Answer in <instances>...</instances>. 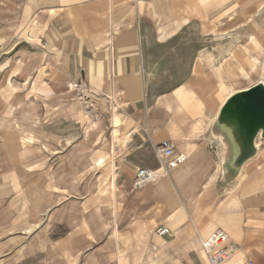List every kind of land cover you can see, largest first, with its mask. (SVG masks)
<instances>
[{"label": "crops", "instance_id": "obj_1", "mask_svg": "<svg viewBox=\"0 0 264 264\" xmlns=\"http://www.w3.org/2000/svg\"><path fill=\"white\" fill-rule=\"evenodd\" d=\"M79 80L89 89L94 121L68 85ZM258 82H264V0H0V87L28 93L26 102L11 106L18 118H0V168L6 146L18 164V141L44 158L84 156V133L92 130L90 258L103 252L109 260L100 264H211L202 240L221 228L238 245L221 264H264V149L238 174L226 175L215 128L230 96ZM9 126L17 133L6 132ZM162 140L186 160L160 170L155 145ZM71 165L86 168L83 161ZM141 167L160 175L137 188ZM53 183L46 181L45 191L34 186L35 211L46 207ZM78 196L59 194L51 205V223L70 227L51 245L63 247L60 259L69 264H91L80 255L95 239L84 230L88 212ZM6 209L0 222L13 220ZM161 225L170 233L159 235ZM34 241L30 248L47 245V234Z\"/></svg>", "mask_w": 264, "mask_h": 264}, {"label": "rangeland", "instance_id": "obj_2", "mask_svg": "<svg viewBox=\"0 0 264 264\" xmlns=\"http://www.w3.org/2000/svg\"><path fill=\"white\" fill-rule=\"evenodd\" d=\"M27 31V28L23 30L21 36L27 37ZM23 39L28 40L27 38ZM7 88L9 90L11 89L8 86L5 90H8ZM0 89V118L7 117L12 121L14 118L18 117L16 112L14 113V110L11 109V106L26 102L28 100V93L6 92L2 86ZM90 99L87 100V104L80 99L79 101L82 103L84 112L89 115L88 117L92 119V121H94L93 119H96L93 111L95 106H90ZM5 131L11 134L13 132L17 133L12 130V126H9V129ZM64 131H66V129ZM93 133L92 130L89 131V135L86 132L84 133V136H88L87 140L89 141L88 143L86 142V145L84 144L87 148V150H82V153L85 154L84 156H80L81 151H75L72 157L69 156L67 157L68 159H66L64 156L63 160L60 159V156L63 154L55 155L54 153H51L47 158H44L39 155L40 153L38 151H29L23 147V141H18L16 142L17 144L21 145L22 143L20 146L22 151L21 156H19L18 159L19 162L18 164H15L16 166L14 167L13 163L9 161L8 153H10V149L6 146L7 150H1L4 155V167L0 168V187L1 185H4L7 194H5L3 198H0V200H3L0 201V211L2 208H8L6 210L10 212L9 214L12 215L13 220H4L0 222V264H51L57 260L58 261L55 264H69L65 258L60 259L61 249L64 251L63 247L58 246L55 249H52L51 244L52 241H57L62 235L66 234L70 227L66 224L61 225V222L51 223V219H49L50 207L56 200H58L57 196L62 194L65 197L68 196L69 193L74 194L76 197L78 194V197L81 200L84 199L86 201V212L88 213L83 226L86 234L95 239L92 238L94 242L89 246L88 242H85V248L80 255L82 256L83 253L85 260L87 261L89 259V263L92 262L91 264H100L109 260V254L103 252H95L96 260H93V256L92 258L89 257V254H91L94 249L96 250V168L90 166V164L93 165L96 160V157L90 154L91 148H93ZM84 139L86 138L83 137L81 141H84ZM259 139L258 151L259 149H264V138L260 136ZM221 140L226 151L224 159L225 164L227 159L231 156L232 146L222 133ZM1 143L2 141L0 140V144ZM63 144L65 145L64 142ZM61 150H64L63 152L67 153L66 145L64 148H61ZM82 161L86 168H73L71 165L74 162L80 163ZM59 166L61 168H59ZM69 173L78 175L79 180L73 182L66 181V176ZM51 180L54 181L53 184L55 185V188H53L54 191H52L51 188L49 190V201L47 202L46 207L35 211L34 207L31 206V191L34 186L45 191L44 184L46 181L51 182ZM76 186H79L78 190ZM46 224H49V230L46 233L48 237L47 245L45 243L39 245L38 243L34 244L35 246L37 245L35 248H30V246H32L31 244L35 242L34 240H36L39 235L42 236V238L46 236V234H44ZM70 224L73 226L72 223ZM69 246L70 245H68V249ZM29 248L32 251H29ZM64 248L66 250V246H64ZM48 251L53 252L51 258V254L48 255L47 253ZM70 262L72 263V261ZM74 264H81V259Z\"/></svg>", "mask_w": 264, "mask_h": 264}, {"label": "water", "instance_id": "obj_3", "mask_svg": "<svg viewBox=\"0 0 264 264\" xmlns=\"http://www.w3.org/2000/svg\"><path fill=\"white\" fill-rule=\"evenodd\" d=\"M215 128L232 146L224 173L234 176L258 152L257 139L264 138V83L234 93L223 105Z\"/></svg>", "mask_w": 264, "mask_h": 264}, {"label": "built area", "instance_id": "obj_4", "mask_svg": "<svg viewBox=\"0 0 264 264\" xmlns=\"http://www.w3.org/2000/svg\"><path fill=\"white\" fill-rule=\"evenodd\" d=\"M135 1L143 2L146 0ZM68 85L77 92L79 99L87 104V100L90 99L89 89L83 81H73ZM155 152L162 159L160 170L175 168L186 160V155L178 154L175 150L174 143L170 140H162L156 144ZM159 175V170L141 167L137 170L135 176V186L141 188L147 183L156 180ZM157 233L165 236L170 233L169 227L167 225H161ZM202 247L211 264H221L238 250V245L232 242L228 233L221 228L216 229L208 238L202 240Z\"/></svg>", "mask_w": 264, "mask_h": 264}, {"label": "bare ground", "instance_id": "obj_5", "mask_svg": "<svg viewBox=\"0 0 264 264\" xmlns=\"http://www.w3.org/2000/svg\"><path fill=\"white\" fill-rule=\"evenodd\" d=\"M264 83V82H263Z\"/></svg>", "mask_w": 264, "mask_h": 264}]
</instances>
